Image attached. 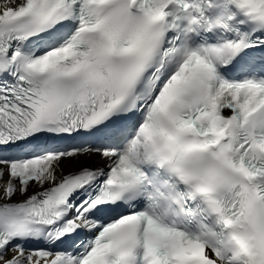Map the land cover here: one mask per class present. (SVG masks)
<instances>
[{
	"label": "snow or ice",
	"instance_id": "snow-or-ice-1",
	"mask_svg": "<svg viewBox=\"0 0 264 264\" xmlns=\"http://www.w3.org/2000/svg\"><path fill=\"white\" fill-rule=\"evenodd\" d=\"M0 264H264V0H0Z\"/></svg>",
	"mask_w": 264,
	"mask_h": 264
}]
</instances>
